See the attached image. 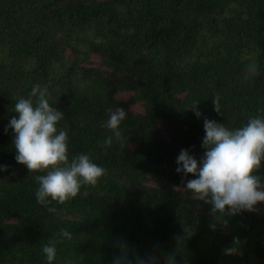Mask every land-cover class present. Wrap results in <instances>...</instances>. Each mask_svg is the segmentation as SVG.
I'll list each match as a JSON object with an SVG mask.
<instances>
[{
  "label": "trees",
  "instance_id": "trees-1",
  "mask_svg": "<svg viewBox=\"0 0 264 264\" xmlns=\"http://www.w3.org/2000/svg\"><path fill=\"white\" fill-rule=\"evenodd\" d=\"M35 84L64 113L69 161L83 153L106 170L56 213L35 197L45 173L16 161L5 131ZM194 104L230 130L264 116V0H0V264H47L51 239L61 241L53 264H112L120 241L141 256L174 253L176 264H264V204L212 231L211 205L176 190L181 150L204 152ZM117 107L128 113L122 141L104 126ZM184 224L194 234L177 250ZM234 237L238 253L224 255Z\"/></svg>",
  "mask_w": 264,
  "mask_h": 264
},
{
  "label": "clouds",
  "instance_id": "clouds-1",
  "mask_svg": "<svg viewBox=\"0 0 264 264\" xmlns=\"http://www.w3.org/2000/svg\"><path fill=\"white\" fill-rule=\"evenodd\" d=\"M257 65L253 61L246 66V78L256 74ZM214 111L221 115L220 97L213 98ZM193 106L191 111L197 118H203L205 136L203 155L199 160L187 149H182L177 157L176 172L182 174L183 188L178 191L189 193L197 201L211 205L209 224L212 231L220 224L228 226L226 217H234L243 212H256L257 206L264 204V177L257 175L264 164V116H253L247 123L236 129L203 117ZM5 131L14 132L13 147L16 161L27 167L39 187L35 192L37 203L45 206L50 213H56V204L63 205L80 193L82 186H96L106 175V170L94 163L87 154L73 156L69 161L68 132L58 125L65 119L64 113L50 105L47 86H32L28 98L17 99ZM128 113L116 108L110 113L104 125L112 131L117 141H122L121 122ZM109 136L105 146H111ZM0 165V171H7ZM189 175L195 179H187ZM183 235L174 237L177 250L194 234V229L184 224ZM59 237L71 240L72 234L61 228ZM59 239H51L42 246L47 264H53L57 257ZM241 241L233 238L232 245L223 250L227 256L236 255ZM120 254L113 257L112 264H176V256L169 253L163 257L154 253L141 256L130 252L126 242L118 244Z\"/></svg>",
  "mask_w": 264,
  "mask_h": 264
},
{
  "label": "rangeland",
  "instance_id": "rangeland-1",
  "mask_svg": "<svg viewBox=\"0 0 264 264\" xmlns=\"http://www.w3.org/2000/svg\"><path fill=\"white\" fill-rule=\"evenodd\" d=\"M96 62L99 60L98 57H94L93 58ZM121 97H127L126 94H122ZM131 109H133L135 112H139V113H142L143 112V109L141 108V106H133Z\"/></svg>",
  "mask_w": 264,
  "mask_h": 264
}]
</instances>
